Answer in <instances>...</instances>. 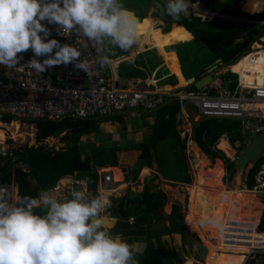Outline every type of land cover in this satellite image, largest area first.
<instances>
[{"label":"trees","instance_id":"1","mask_svg":"<svg viewBox=\"0 0 264 264\" xmlns=\"http://www.w3.org/2000/svg\"><path fill=\"white\" fill-rule=\"evenodd\" d=\"M141 1L149 4L153 0ZM202 2L213 12L225 16L245 19H264V6L260 13H255L253 11L254 5L252 4V0H246L244 2L243 10L245 12L240 9L237 0H202ZM165 6L166 4L160 3L155 14L164 13ZM166 19L173 18L166 15ZM221 20L222 21L218 22L219 26L215 28V26L211 25L214 23L215 18L201 20L199 17H194L191 13H188L186 16L181 13L178 19H174L173 23L179 27L185 35L192 37L191 39H184L182 43L185 45L179 50L185 78L191 75H194L196 78L200 77L199 72L205 67L211 66L216 58H219L222 64L231 63L239 55L250 50V45L254 40H258L264 35V25L262 24L235 22L226 18H221ZM204 25H206V27ZM106 55H109V53H106ZM245 71L246 68L243 65H240L239 69L236 71L240 80H247V77H244ZM219 76L222 85L232 86L236 81V73L228 69L221 72ZM124 80L125 79H117L119 88H127ZM189 89H193L192 84L189 85ZM207 89L208 93H215L216 90L213 86H209ZM180 109L181 104L178 98L173 96L164 101L155 110L156 115L149 137L127 148L118 149L108 146L97 147L91 149V152L85 155L82 154L75 142L69 144V136L76 133L82 135L90 133L95 134L99 128L98 119L68 118L61 121L41 119L26 120V122L32 123L34 126L35 143L24 145L20 149L14 151L16 159L25 161L30 168L27 174L20 173L18 170L15 171L14 179L17 184V199L25 195L36 197L41 190L50 191L56 186L60 177L65 175H71L81 180H86L87 192L92 195H98V166H118L126 173L130 167V169H132L131 177L134 178V175L141 166H151L153 157L159 166L160 174L164 178L172 179L179 183L190 184L191 177L186 172L184 163L186 135L182 137L180 130L177 129V124L180 122L179 118L177 119V114L180 112ZM106 118H113L114 120L120 119L118 115L107 116ZM11 119L12 118L7 116L4 117L2 121H10ZM0 134H3L1 128ZM222 134H225L231 146H234V142L237 141L238 145L236 148L239 150L245 148L246 140L249 139L246 138L247 134L243 133L242 124H240L238 119L220 117L199 119L196 125L193 126L192 138L198 145L199 150L211 160L214 157L224 158L223 153L213 147ZM58 135H62L63 141L66 142L61 148L54 149L40 144L46 137ZM167 139L172 140L174 149H180L183 155L181 159L177 158L172 160L175 170L171 172V175H169L170 177L162 170L161 167L164 161L161 156L158 155L160 154L158 152V150H160L159 144ZM227 141L224 137H220L217 143V147L226 153L228 152ZM126 159H129V165L121 164V162ZM263 161L264 154L254 159V163L246 175V189L251 190L254 184L255 173ZM224 163V179L230 180L233 177L235 163L226 157L224 158ZM0 169V176L2 179L6 180V174L8 175L6 165ZM211 169L217 171L220 175L222 174L223 169L219 159H215ZM113 171L115 178L118 177L117 168H114ZM68 192L69 191H67V193ZM125 199V197L113 198V206L110 208V213L111 215L117 216L119 221L129 215L135 214L136 216L138 214L139 218L146 222L145 224L148 226V231L145 232V246L140 252H134V256L136 260L139 261V264L179 263L180 254L174 249L167 250L162 245L155 244L152 240L153 236L161 235L162 231H158L157 234L154 235V229H151V224H149V222L153 217L156 219L165 217L162 216L160 212L161 206L166 202L165 194L161 191L152 193L148 190H144L137 195L131 203L125 202ZM35 211L39 213L40 209H35ZM235 215L236 213H232L231 216ZM167 219L168 225H166L162 233L169 234L171 232H179L182 237L181 245L183 247L192 244L194 238L199 240L184 223V214L181 211L180 205L176 204L172 206L170 213L167 215ZM197 224L195 220L194 226H197ZM210 224L213 225L212 223ZM259 227L264 228V209L260 217ZM219 254L218 252L215 256ZM239 256L242 257V255ZM236 261L239 262L240 260Z\"/></svg>","mask_w":264,"mask_h":264},{"label":"clouds","instance_id":"2","mask_svg":"<svg viewBox=\"0 0 264 264\" xmlns=\"http://www.w3.org/2000/svg\"><path fill=\"white\" fill-rule=\"evenodd\" d=\"M190 4L193 3L187 0H167L164 11L178 19L187 9L192 12ZM218 17L247 22L242 20L245 18L222 14ZM44 22L58 26L57 35L67 36L78 28L84 37L95 42L98 52L114 54L116 49L127 52L136 43L137 20L120 0H0V65L17 66L21 59L18 54L31 49L34 56L27 64L38 73L74 64L89 77L94 75L89 61L81 59L76 47L49 39L51 30ZM40 57L44 59L41 61ZM109 58L103 55L99 62L109 63ZM242 129L246 130L243 126ZM263 154L264 151L259 156ZM68 176L71 175L63 178ZM86 183L81 181L80 190L65 189V195L59 199L49 193L56 186L50 191L41 190L36 197H19L14 203L0 194V264H139L134 247L104 228L101 213L108 206V199L87 192L83 187ZM35 209H40L39 213ZM260 217L258 228L264 230L259 227ZM247 260L244 256L242 264Z\"/></svg>","mask_w":264,"mask_h":264},{"label":"built area","instance_id":"3","mask_svg":"<svg viewBox=\"0 0 264 264\" xmlns=\"http://www.w3.org/2000/svg\"><path fill=\"white\" fill-rule=\"evenodd\" d=\"M193 14L197 10L211 13L209 10L190 4ZM219 16V14H215ZM250 23L264 25L262 20L242 19ZM51 30V38L61 44L69 43L81 52V59H87L90 70L94 73L89 77L74 64L60 65L47 69L42 73L28 66L33 58L31 49L18 54L21 59L17 66L0 65V121L4 117L18 120H50L61 121L66 118L90 119L104 118L124 111H155L164 101L175 96L181 106L184 103L192 106L200 118L217 117L238 119L244 129L252 134L264 132V111L256 103L264 104V58L261 64V80L259 83H247L240 80L238 74L232 86L223 85L215 93H208L205 85L197 89L165 91L153 89L118 88L112 72L111 59L101 64L99 58L106 55L98 52L94 41L84 37L77 29L64 35H57L56 25H47ZM261 47L264 46L261 44ZM257 48L250 51L254 56ZM41 61L44 57L38 58ZM14 149L0 143V168L6 165L7 179L0 176V194H4L10 203L17 200V184L14 179L16 170L29 172V165L16 159ZM1 172V169H0ZM99 191L106 197L114 194L116 182L110 171H99ZM66 190L81 189V179L75 176L65 177ZM86 189V184L83 186ZM57 186L52 189L56 190ZM264 204V162L254 176L251 190ZM253 195V196H254ZM133 216L130 217L132 219ZM264 230H259L258 221L251 217L227 216L223 219L219 244L235 249L244 247L245 259L262 255L256 264H264Z\"/></svg>","mask_w":264,"mask_h":264},{"label":"crops","instance_id":"4","mask_svg":"<svg viewBox=\"0 0 264 264\" xmlns=\"http://www.w3.org/2000/svg\"><path fill=\"white\" fill-rule=\"evenodd\" d=\"M200 1L202 2V0H187L188 3H195V4H198ZM217 1H225V0H217ZM237 1L239 3L240 9L243 10V5L246 0H237ZM166 2L167 0H153L151 1V3L146 4L145 2L141 0H124L122 4H126L128 11L134 16H135L134 14L135 12H137V15H139V14H143L146 10H148L149 12L153 11V13L151 14V16H153L155 11L159 8L160 3L166 4ZM253 3L254 2L252 0V4ZM203 5L205 6L204 3ZM137 29H139V26L136 25V30ZM182 33L184 32L182 31ZM149 39H151L152 42L155 40L154 38H145L143 34L139 36L138 38H136V43L132 46L134 50H131L132 51L131 54L128 52H121L118 49H117V52H114V54H109L110 58L112 59L111 68H112L113 75L115 76L116 85H117V79H125L124 81L127 85V88L129 89H153V90H165L169 92L178 91L179 89L180 91H182L183 89L184 90L189 89V85L192 83L186 82L185 75L182 70L183 68L181 65V59H180V53H179L180 48L185 45L184 43H182L184 38H175L173 41L169 43H163L158 48L155 46L157 52H153V53L150 52L151 47L143 48L142 46L143 45L142 43H144L145 41H148ZM257 50L258 52H256L255 55H257L260 62H259V65L257 64L258 66L257 65L255 66L254 69L253 68L249 69L247 67V63H248L247 57L252 55L249 53L244 54L243 56H240L238 59H236L232 63L222 64L218 62L217 60H214L215 62L211 66L205 67L203 70L199 72L200 77L207 75V74H211V78L207 80V82L204 84L205 88L207 89L209 88V86H213V88L216 89L215 90L216 92L217 90L220 89V86L222 85L219 74L225 71L226 69L232 72H235L239 69L240 65H243L246 68L244 77H247V79H249V82L248 80H246L247 83H258L259 82L258 76L261 73H257V72L261 68V64L263 61L262 57L264 55V53L262 52H264V49L259 48ZM168 52H174L176 56H178L177 60L178 62L180 61L179 67H180V71H181L183 78L178 79L174 72H169V66L163 57L164 53H168ZM171 73H173L174 75L173 78L168 77L169 74ZM253 77L255 78V80ZM191 111H195V109L192 106L184 103L181 106L180 112L177 114V119L179 118L180 123H184V125H185V121L188 123V125H185V128H184L185 132H183V135L186 134L187 130H191V126L187 118L188 115L192 114ZM262 111H264V109H262ZM115 115H118L120 119H117V120L116 119L114 120L113 118L112 119H109V118L98 119L99 128L95 134H91V133L86 134V135L85 134L82 135L78 133L71 134L69 136V144L75 142L80 148L83 155L87 154V152L90 153L91 149L97 148V147H104V146L107 147L108 146V147L118 148V149L127 148L129 146H132L135 143L140 142L142 139L149 137L150 132L152 130L153 123H154L156 112L155 111L134 110V111H126L122 113V115H119V114H115ZM125 117H129L132 120L126 121L124 119ZM111 120H114V122L111 123ZM180 123L177 124V129H179ZM100 126L101 128L103 126V129L107 130V132L106 133L100 132ZM193 144L195 146V151H197L198 153V148L196 146V143L193 142ZM198 161L199 160H197V162ZM200 165L201 164H199V166ZM211 167L212 165L208 168H211ZM114 168H117L118 170V177H117L118 183L115 185V189L117 192L118 190L123 189L124 192L122 196L121 195L115 196V194H113V197H109V198L106 197V195L102 194V196L106 197L109 201L108 206L101 213V216L104 222V228L108 230L111 235L119 236L122 240L126 241L129 245H132L135 251L140 252L146 243L145 232L148 231V226H146L145 224L146 222L140 219L138 214L136 216L135 214H132L133 216L132 220L129 219V217H126L122 219L121 221H119L117 216L111 215L110 213V208L113 206V201H111V198L125 197L126 198L125 202L131 203L132 200H134L137 195H139L142 191H144L143 188L148 189V191L152 193L161 191L162 193L165 194L164 190L160 187V184L163 182V180H167V182H172V183H176V182L175 180L164 178L160 174L158 164L154 157H153L151 166H141L138 172L134 175V178L131 177L132 169H130V167L128 168L129 170L126 173V172H123V170L118 166H108L106 170L111 171L114 179H115V175L113 171ZM211 170L215 172V170L213 169ZM169 175H171V173L168 174V177H170ZM177 184H182V183H177ZM66 185H67L66 178L60 177L56 185L57 189L49 193L57 197L58 199L62 198L65 195ZM195 187H196V184L190 190V194H189L190 198L191 196L194 197ZM235 205L238 206V204H235ZM171 208L169 211H165L161 206L160 208L161 215L165 216L164 218H162L164 219L163 221L165 222L164 224L161 223L162 226L158 227L159 225L157 224L160 218L159 219L153 218L149 222V223H152L151 229H154L153 231L154 235L157 234L158 231L164 232L166 225H168L167 215L170 213ZM245 209L246 207L244 208V210ZM192 211L186 217L187 222L193 226L194 220L196 218L198 221V224L197 226H193V227L201 231V233L203 234V238L207 239V243L205 241V244L208 247L210 248L214 247L213 246L214 244H211V240H209L208 238L211 237V235L213 237L218 229L214 231V234H211L209 230L205 231V228H206L205 223L202 226L200 222V218L196 217V215H194ZM213 211H214V208H213ZM213 211L209 214L207 219L211 217ZM204 214H205V211H204ZM207 219H205V221ZM219 220L220 218L218 219V221ZM208 221L209 220H207V222ZM187 222L184 220V223L190 229V226ZM218 227H219V224H218ZM190 231L192 230L190 229ZM162 232H161V235H156L152 237V240L154 241L155 244H160L167 250L174 249L178 254L179 252H183V246L181 245L182 237L179 232H171L169 234L162 233ZM204 236H206L207 238ZM226 247L228 246H224V248H221V250H219L220 251L219 253L225 252L224 249H226ZM212 249H215V248H212ZM239 250L243 251L244 248L242 249L238 248V251ZM231 257L232 258L229 260V264L231 263L242 264L243 263L242 261H239V262L235 261V256L231 255ZM236 257H237L236 260H239L240 256L238 255ZM249 260H252V258ZM220 261H221L220 264H228V262H225L222 259H220ZM184 264H194V263L190 258H188L184 262Z\"/></svg>","mask_w":264,"mask_h":264},{"label":"rangeland","instance_id":"5","mask_svg":"<svg viewBox=\"0 0 264 264\" xmlns=\"http://www.w3.org/2000/svg\"><path fill=\"white\" fill-rule=\"evenodd\" d=\"M123 1L124 0H120L121 3H123ZM253 2H254L253 3V5H254L253 11L255 13H259L261 11L262 7L264 6V0H253ZM198 4H196V5L199 7L207 9L201 1ZM122 5L128 10L126 4H122ZM189 12L192 13L190 10L187 9V11L183 12L182 14L186 16V15H188ZM152 13H153V11L149 12L148 10H146L143 14H139V15H137V12L134 13L135 14L134 17L137 20L136 25L139 26V29L136 30V38H138L139 36H141L143 34L145 36V38H154L155 39L153 42L151 39H149L148 41H145L144 43H142L143 48L151 47L150 52L153 53V52H157L155 46L158 48L163 43H169V42L173 41L175 38H184V39H191L192 38V37H189V36L185 35L184 33H182V31H180L179 27H177L173 23L174 19H166L165 12L162 14H157V13L155 14L154 13V15L151 16ZM196 13L200 14L199 18L201 20H208V19L215 18L216 22L214 21V23L211 24L212 26H215V28H217L219 26L218 22L222 21L220 17H218L214 14H209V13H206V12L200 11V10H197ZM206 14H209V15L207 16ZM249 14H252V13H249ZM230 20L235 21V19H230ZM248 20L252 21L255 19H248ZM204 26L206 27V25H204ZM255 43H257V44H255ZM261 44L264 46V35H262L260 37V40H254L253 43L250 45L249 49L252 51V50H254L255 47L261 46ZM259 48H263V47H259ZM259 48H257V49H259ZM131 50H134V48L129 49L127 52L131 54V52H132ZM172 50H174V49H172ZM114 52H117V49L114 50ZM247 53L248 52H246V54ZM262 53H264V52H262ZM163 57L169 66V72H174L178 79L183 78L181 71H180V67H179L180 61L178 62V60H177L178 56H176V54L174 52H168V53H164ZM181 65H182V62H181ZM194 69H196V68H194ZM254 76H255V74H254ZM168 77L173 78L174 77L173 73L169 74ZM247 80L249 82V79H247ZM254 80H255V78H254ZM178 91L180 93H183L184 89L182 91H180V90H178ZM257 105L258 104H256V106ZM191 112H192V114L187 116L189 123H190V126H191V130H187L186 134H184V135H183V132H185V130H184L185 125H188V123L185 121V125H184V123L179 122L180 123L179 124V130H180V133L182 134L181 136L184 137L186 135V138H185V161H184V163L186 166V172L191 177V182H190V184H185V183L177 184L179 182L172 183V182H167V180H163V182L160 184V187L164 190V192L166 194L165 195L166 196V202H165V204H163L162 208L165 211H169L171 206H174L176 204L180 205L181 211L184 214V220L186 222H187V218H186L187 215L193 210L192 213L194 215H196V217L200 218L201 225L203 226L205 223V225H206L205 231L209 230L211 234H214V231L218 229V224L220 222V220L218 221V219L221 216L223 204L226 201V198H228L229 196H230L229 198H232L231 200H233V199H235L236 194H237V197L239 199L237 201L238 206L236 205V208L234 211L236 213L235 217L245 216V211H244V209H242V201H240V199H242V197H240V195H238V193L243 192V191L247 192L246 191L245 174L253 165L254 160H251L247 163L242 177H240V180L239 179L236 180V183H235V172L234 171H233L234 172L233 177L230 180V182H228V180L224 179L223 178L225 176L224 158L226 157L230 161H233L235 163L236 157L240 153H242L245 148L243 150L237 149L236 148V146L238 145L237 141L234 142V146H231L228 143L227 137L225 136V134H222L220 137H224V139L227 141L228 152L226 153L222 149L217 147V143H218V140L220 137L217 139V141L213 147L218 149L219 151H221L224 155V158L214 157L213 159L210 160V158L207 155H205L204 153H202L199 150L198 145L196 144V146L198 148V153H197V151H195V146L193 144V142H195V141L192 138V134H193V126L196 125V123L198 122L199 119H201V117L199 118L197 116L196 111H191ZM124 119L126 121L132 120L129 117H125ZM113 122H114V120H111V123H113ZM0 128L3 130V134H2L3 140L0 143H3L7 146H11V147H13L14 150H18L24 145H31V144L35 143V140H34L35 129H34V126L32 123H29V122H26L23 120H18V119H11L10 121H0ZM187 128H188V126H187ZM100 132L106 133L107 130H104L103 126H102V128L100 126ZM243 133L247 134L246 138H251V136L253 135L252 133H250L246 130H243ZM247 142H248V140H247ZM65 143L66 142L63 141V139H62V135H58V136H54V137H46L45 139H43L40 142V144L45 145L47 147H52L54 149L61 148L62 146L65 145ZM170 146L173 147V141L170 139H167V140L161 142V144H159L160 150H158V152L160 153L158 155L161 156L162 160L164 161L162 163L161 168H162V170L167 172V176L169 173H171V172H173V170H175L174 163L172 160L177 159V158L181 159L183 156L180 149H174V147L171 148ZM246 146H247V143L245 144V147ZM198 155H199V157H198ZM198 158H200V159H198ZM202 158H203V160H205V162L202 160ZM215 159H219L221 162V166L223 169V172L221 175L219 173H217V171H215L216 172L215 173L214 171L211 170V168H208L211 165L213 166ZM197 160H199V164L202 165V163H205L206 165H204V164H203V166L200 165L198 168ZM178 161H182V160H178ZM196 162H197V164H196ZM121 164L129 165V159L122 161ZM104 168H107V167L98 166L97 171H100ZM115 179L117 182V180H118L117 177ZM99 182H100V179L98 180L97 190H99ZM195 184H196V187L201 186V188H202L201 190H203L207 194V196H209L210 198L214 197L216 195L215 196L216 199H215L213 206H212V211H213V208H214V211H213L211 217H209V219H207L208 217L203 218L204 207L199 203V201L192 196L190 198V195H189L190 190ZM161 188H160V190H161ZM220 188L224 189V192H222L220 190ZM143 190H148V189L143 188ZM116 192L114 193L115 196H119V195L122 196L124 191H123V189H120V190H118L117 193ZM99 193L101 196H102V194H104V192H101V190ZM251 195L253 196L254 194H250V196ZM253 197H252L253 200L255 199L256 201H259V202L261 201L257 198V196L254 195ZM217 198H218V200H217ZM111 199H113V198H111ZM260 208H259L260 209L259 217L261 216L262 210H263L262 206ZM255 210H258V209H255ZM162 218L160 217V219L158 220V223H157L159 225L158 227L162 226L161 223L162 224L165 223L163 221L164 219H162ZM251 218H253V217H251ZM205 219L209 220L208 221L209 223L207 222V220L205 221ZM195 220L197 221L196 218H195ZM197 223H198V221H197ZM210 223H212L214 225V227ZM149 224H151L150 226L152 228V223H149ZM189 226H190V229L192 230V232L197 237H199V240H201L204 244H205V241L207 243V239L205 240L203 238V234L201 233V231L193 227L194 223H193V226L190 224H189ZM211 237H212V235H211ZM211 237H209L208 239L211 240ZM199 240L194 238L192 244L186 245L187 247H183V252H179V254H180V263L179 264H184V262L188 258H190L194 264H205L204 259L199 260L196 257L197 256V243L199 242ZM215 245L212 248L218 249V252H220L219 250H221V248H224V245H220L219 243L216 246ZM238 248L242 249L244 247H236L235 249L226 247V249H224L225 252L220 253L222 256L217 255L215 257H212V259L210 260V262H208V264H220V262H221L220 259H222L225 262H228V264H229V260L232 258L231 255L235 256V261L237 258L236 256L242 255V257H240L239 260L243 262L245 254H243L242 252H239L240 250L238 251ZM189 249L191 250V252ZM184 253H186V254H184ZM261 257H262V255L254 256L252 258V260H247L245 264L256 263V261H258ZM251 261H253V262H251Z\"/></svg>","mask_w":264,"mask_h":264},{"label":"bare ground","instance_id":"6","mask_svg":"<svg viewBox=\"0 0 264 264\" xmlns=\"http://www.w3.org/2000/svg\"><path fill=\"white\" fill-rule=\"evenodd\" d=\"M262 58H264V57H262ZM247 61H248L247 67L249 69H252V68L254 69L255 66L257 64H259V62H260V60L258 59L257 55H254V56L250 55L249 57H247ZM257 73H261V68L258 70ZM258 77H259V82H260L261 74H259ZM244 81L247 82L246 80H244ZM258 103H260V104H258ZM258 103H256V104H258L257 106L261 107L262 109H264V106H263L264 104L262 102H258ZM2 140H3V135L0 134V142ZM202 160H203V158H202ZM203 161L205 162V160H203ZM203 164L206 165L205 163H202L201 166H203ZM198 166H199V161H198ZM201 189H202L201 186H197L195 188V190H194V198L197 199L199 201V203L204 207L205 214L203 215V218H207L209 216V214L212 212V206H213V203H214V201L216 199L215 198L216 195L214 197L210 198ZM220 190L222 192H224V189L220 188ZM238 195H240V197H242V199H240V201H242V209H244L245 207L248 208V209L246 208L244 210L245 211V216H243V217H253L254 220L257 221L258 217H259V214H260V209H261L260 207L262 206V204L259 201H256L255 199L253 200L254 197L251 195L253 197L252 198L250 196V194L245 192V191L238 193ZM229 197L226 199V201L223 204L222 211H221L220 222H219V227H218V230L216 231L215 235L211 239V244H214V245L216 244L217 245V243L219 242V239L217 238V235H220L221 226L223 225V219L225 217H227V216H231L232 213L235 211V208H236L235 204H237V201L239 200L238 197H237V194H236L235 199H233V200H231L232 198H229ZM255 209H258V210H255ZM206 247H207V250H206V253H205V256H204L203 259H204V263L208 264V262H210L212 257H214L216 253H218V250L212 249V248L208 247L207 245H206Z\"/></svg>","mask_w":264,"mask_h":264},{"label":"water","instance_id":"7","mask_svg":"<svg viewBox=\"0 0 264 264\" xmlns=\"http://www.w3.org/2000/svg\"><path fill=\"white\" fill-rule=\"evenodd\" d=\"M218 62H220L219 58H216ZM210 70V69H209ZM211 78V74L204 75L200 78H196L194 75H191L186 78L187 83H192L193 88H200V86L204 85L207 80ZM264 151V132L258 135H253L247 142V146L240 153L235 160V183L236 180L240 179L244 173V169L247 163L251 160L256 159L259 155ZM207 247L200 240L197 243V258L202 260L205 256Z\"/></svg>","mask_w":264,"mask_h":264},{"label":"flooded vegetation","instance_id":"8","mask_svg":"<svg viewBox=\"0 0 264 264\" xmlns=\"http://www.w3.org/2000/svg\"><path fill=\"white\" fill-rule=\"evenodd\" d=\"M234 172H235V167H234ZM248 172V171H247ZM247 172H246V174H245V177H246V175H247ZM223 177V176H222ZM224 178V177H223ZM231 180V179H230ZM230 180H228V182H230Z\"/></svg>","mask_w":264,"mask_h":264}]
</instances>
